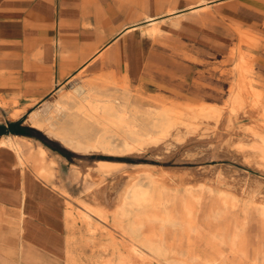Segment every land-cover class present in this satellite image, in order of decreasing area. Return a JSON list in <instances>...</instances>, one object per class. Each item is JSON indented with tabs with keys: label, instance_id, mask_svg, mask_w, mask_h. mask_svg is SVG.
Segmentation results:
<instances>
[{
	"label": "rangeland",
	"instance_id": "rangeland-1",
	"mask_svg": "<svg viewBox=\"0 0 264 264\" xmlns=\"http://www.w3.org/2000/svg\"><path fill=\"white\" fill-rule=\"evenodd\" d=\"M135 1L139 2L136 9L155 7L148 0ZM126 41V45H132L131 72L120 66L101 70L99 76L113 72L118 83L127 76L133 101L141 108H156L157 97L183 103L225 105L237 79L236 63L241 52L247 57L242 58L247 64L249 77L246 78L261 94L260 104L264 106V12L247 10L245 14L231 12L230 16H221L207 11L194 15L181 26L164 24L157 33L150 30L147 22L141 23ZM83 72L81 75L90 70ZM88 77L85 75L82 80ZM248 99L253 100V94ZM249 122L248 117L234 116L222 129L228 133L227 141L221 143L223 153L231 152L234 141L245 138ZM192 126L170 135L158 151L148 148L140 155L77 154L63 144H33V155L28 156L19 170L0 167L1 182L15 184L19 171L36 180L31 184L30 196L20 201L6 196L0 202V264H172L173 256H158L144 248L140 253L134 252L132 246L136 243L120 232V224H127L128 219L117 220L120 211L103 198L102 188L106 187L109 195L116 193L126 172L137 175L138 183H147L144 175L154 172L172 189L165 196L170 200L175 198V202L167 207L180 220L184 217L183 204L192 207L195 196L202 198V213L209 219L200 221L199 233L191 234L185 224L169 229V239L175 240L184 251L190 241L199 248L212 241L229 264L239 258L241 264H263L264 171L255 167L253 160L246 163L234 153L228 158L198 159L209 151L213 131L219 128L202 122ZM39 133L32 136L45 144L51 143ZM190 136L196 139L188 140ZM39 146L47 148L43 158L38 154ZM97 160L123 164L105 172L93 165ZM208 167L212 169L209 171ZM41 169L45 170L44 174H40ZM225 195L231 201L229 212L234 219L242 222L248 216V221L241 224L246 235L243 255L231 251L229 238L221 242L213 237L216 230L223 231L224 227L229 235L233 232V225L217 226L213 219L212 209L223 208L221 199ZM87 212L92 216L88 217ZM160 212L163 209L134 206L132 217Z\"/></svg>",
	"mask_w": 264,
	"mask_h": 264
},
{
	"label": "bare ground",
	"instance_id": "bare-ground-1",
	"mask_svg": "<svg viewBox=\"0 0 264 264\" xmlns=\"http://www.w3.org/2000/svg\"><path fill=\"white\" fill-rule=\"evenodd\" d=\"M249 94H253V100L248 99ZM133 96L127 76H124L122 83H118L113 72H107L96 78L82 80L75 90L56 101L47 115L41 116L40 113L35 112L31 115L30 122L33 126L44 129L50 136L76 153L137 155L143 154L148 148L158 151L161 143L179 129H191L192 125L198 122L216 124L219 130L213 131L209 151L197 157L198 159L228 158L233 157L234 153L246 163L253 160L256 163L253 165L264 171V106L260 104L261 94L253 89L246 76L235 85L225 105L207 102L183 103L157 97L155 100L159 105H156V108L144 109L134 103ZM0 103L3 106H13L16 100L6 102L0 98ZM17 114L18 112L14 111L11 117ZM234 116L248 117L250 122L244 133L245 138L242 141H234L231 144V152L223 153L221 143L227 141L228 133L222 129L231 123ZM194 139L196 137L190 136L188 140ZM17 141L16 138H4L0 141V145L14 147L23 165L25 160L19 150L21 143ZM121 164L123 163L106 160H97L93 163L98 170L105 172H110L115 165ZM207 169L210 171L212 168ZM160 170L162 168H159ZM44 173L45 170L41 169L40 174ZM144 177L147 183H138L137 175L126 172L124 182L116 193L109 195L107 188H102L103 198L120 211L117 220L128 219V223L120 224L119 228L123 235L136 243L132 246V250L140 253L144 248L158 256H173L172 264H229L212 241H207L204 248H199L190 241L189 247L184 251L175 240L169 239V229L178 224H185L191 234L200 232V221L209 219L202 213V198L195 196L192 207L183 204L184 217L180 220L177 213L167 207L175 202V198L170 200L165 196L170 194L172 189L166 186L154 172H147ZM169 178L179 179L172 176ZM221 200L223 208L212 209L213 219L217 222V226L223 223L233 225V232L229 235V232L225 231L227 227H224L221 228L223 231L216 230L213 237L221 242L229 238L231 251L243 255L246 252V235L241 224L244 225L248 221V216L242 222L234 219L229 212L231 201L226 195L222 196ZM134 206L163 209V212L151 216L132 217ZM97 213L101 217L104 216L102 212ZM86 215L92 216L90 212ZM261 222L264 224V217L261 218ZM259 251L258 255H260ZM203 253L205 257L202 256ZM261 253L264 256V251ZM241 262L242 259L239 258L232 264H241ZM262 263L264 264V258Z\"/></svg>",
	"mask_w": 264,
	"mask_h": 264
},
{
	"label": "crops",
	"instance_id": "crops-1",
	"mask_svg": "<svg viewBox=\"0 0 264 264\" xmlns=\"http://www.w3.org/2000/svg\"><path fill=\"white\" fill-rule=\"evenodd\" d=\"M147 2L155 7L136 9L139 2L135 0H0V98L6 102L16 100L13 106L0 103V141L16 138L25 161L33 155V144L62 145L44 129L33 126L31 115H47L56 101L82 83L85 75L96 78L101 70L120 66L130 73L132 45H126V40L141 23L147 22L150 30L157 33L164 24L181 26L207 11L221 16H230L231 12L245 14L247 10L264 12V0ZM162 4L164 8L159 6ZM243 57L246 55L241 52L236 63L237 79L228 100L242 77H249ZM87 69L90 72L81 75ZM14 111L18 114L11 117ZM2 126L6 132L2 133ZM29 128L43 133L51 143L20 133ZM44 147L38 148L41 158L47 153ZM21 165L14 147L0 145V167L15 171ZM33 181L36 180L28 173L20 171L15 184L0 181V202L6 196L18 201L30 196Z\"/></svg>",
	"mask_w": 264,
	"mask_h": 264
},
{
	"label": "trees",
	"instance_id": "trees-1",
	"mask_svg": "<svg viewBox=\"0 0 264 264\" xmlns=\"http://www.w3.org/2000/svg\"><path fill=\"white\" fill-rule=\"evenodd\" d=\"M1 130H2V133H3V132H6L7 129H6L4 126H2V127H1ZM20 133H21V134H25V135H30V136H32V135H34V133H39V131H37L36 129H32V128L30 129V128H29L28 130L21 131ZM40 133H41V132H40ZM40 133H39V134H40Z\"/></svg>",
	"mask_w": 264,
	"mask_h": 264
}]
</instances>
